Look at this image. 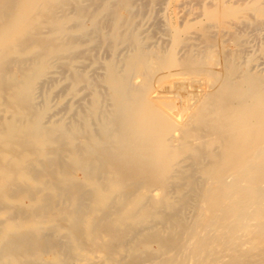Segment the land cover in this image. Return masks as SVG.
Segmentation results:
<instances>
[{
	"label": "bare ground",
	"instance_id": "bare-ground-1",
	"mask_svg": "<svg viewBox=\"0 0 264 264\" xmlns=\"http://www.w3.org/2000/svg\"><path fill=\"white\" fill-rule=\"evenodd\" d=\"M0 264H264V0H0Z\"/></svg>",
	"mask_w": 264,
	"mask_h": 264
}]
</instances>
